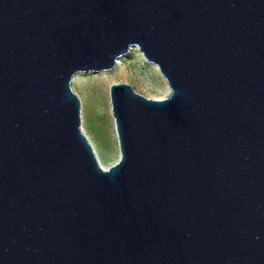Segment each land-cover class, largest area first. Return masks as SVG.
<instances>
[{"label": "water", "instance_id": "water-1", "mask_svg": "<svg viewBox=\"0 0 264 264\" xmlns=\"http://www.w3.org/2000/svg\"><path fill=\"white\" fill-rule=\"evenodd\" d=\"M132 46L104 167L72 81ZM0 264H264V0H0Z\"/></svg>", "mask_w": 264, "mask_h": 264}, {"label": "rangeland", "instance_id": "rangeland-1", "mask_svg": "<svg viewBox=\"0 0 264 264\" xmlns=\"http://www.w3.org/2000/svg\"><path fill=\"white\" fill-rule=\"evenodd\" d=\"M121 62L124 70L118 66L110 71L78 72L72 81V87L81 101V128L104 167L116 162L119 156L109 85L128 83L148 98H163L169 92L157 66L148 62L137 46H132L122 56Z\"/></svg>", "mask_w": 264, "mask_h": 264}, {"label": "bare ground", "instance_id": "bare-ground-1", "mask_svg": "<svg viewBox=\"0 0 264 264\" xmlns=\"http://www.w3.org/2000/svg\"><path fill=\"white\" fill-rule=\"evenodd\" d=\"M121 59H122V56L121 57H118L117 59H116V63H115V69L118 67V66H120L119 67V69H123V65H122V62H121ZM158 69V68H157ZM124 70V69H123ZM167 89H169V88H167ZM107 144V143H106Z\"/></svg>", "mask_w": 264, "mask_h": 264}]
</instances>
